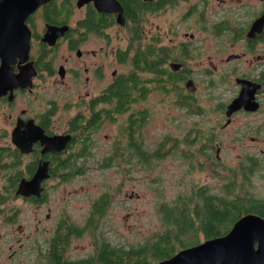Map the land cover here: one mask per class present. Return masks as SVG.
I'll return each mask as SVG.
<instances>
[{
  "label": "flooded vegetation",
  "instance_id": "obj_1",
  "mask_svg": "<svg viewBox=\"0 0 264 264\" xmlns=\"http://www.w3.org/2000/svg\"><path fill=\"white\" fill-rule=\"evenodd\" d=\"M3 31L0 264H24L32 254L33 263L40 264L53 248L70 258L72 240L85 229L95 228L90 231L96 234L95 220L111 197L109 192L94 196L86 226L89 192L79 181L88 158H106L101 166L117 170L120 164L128 177L133 169L147 168L137 163L143 158L177 155V148L170 154L164 148L188 142L177 135H163L152 150L147 142L152 91L161 92L155 106L172 98L170 108L178 100L200 112L197 82L226 84L224 102L209 113L223 114L222 129L238 114L256 115L245 126L258 127L251 140L259 152L245 146L239 168L252 172L264 165V0H48L23 23L4 21ZM243 91L255 108L241 102L228 114ZM214 127L192 126L190 140L202 163L211 158V165L212 158L219 164L224 158ZM13 132L20 141L32 142L30 151L13 141ZM44 135L69 139L62 149L47 150ZM40 160L48 163L40 193L18 192L22 180L34 177ZM200 191L207 194L208 184L190 188Z\"/></svg>",
  "mask_w": 264,
  "mask_h": 264
},
{
  "label": "rangeland",
  "instance_id": "obj_2",
  "mask_svg": "<svg viewBox=\"0 0 264 264\" xmlns=\"http://www.w3.org/2000/svg\"><path fill=\"white\" fill-rule=\"evenodd\" d=\"M197 86L196 96L202 104L200 112H195L194 108L191 109L190 106L178 103V100L177 107L172 105L170 108L169 103L172 98L160 107L155 106L153 104L157 102L161 92L152 91L149 97L151 113H149L146 124V138L152 150L163 135H177L180 139H185L187 136L192 138L194 133L192 126H215L213 130L222 147L220 155L224 157L220 159L223 163H221V170L217 177L213 175L212 170L215 168L214 164H210L211 159L204 158L205 163L211 165V168H208L197 157L196 152H194L196 158H182L179 150L175 156L152 159L151 164H145L147 168L140 166L133 169L128 177L119 171V168L117 170L116 167H102L101 165L106 163L104 161L106 158H88L87 171L79 181L85 185L90 199V201L85 200L84 224L86 226L88 224L89 210L92 207L91 200L95 195L109 192L111 202L105 214L95 220L96 234L92 236L90 231L95 228L85 229L80 237L71 241L68 250L70 258L80 260L94 253L96 242L100 241L102 233L110 241L120 245L131 246L149 238L153 239L165 229L162 215L159 212L160 201L171 199L177 201L175 195L185 196L188 192L190 193L193 185L199 189L202 183L209 186L210 191L207 194L223 193L229 165L237 166L241 161V158H238L239 152L241 153L245 146L259 152L257 144L251 140V137L258 131V127L245 126L257 116L238 114L228 128L222 129L220 125L225 122L223 114L213 112L211 115L209 112L215 110L218 103L224 102L226 97L224 90L227 85L197 82ZM227 95H232V93L228 91ZM260 144L264 148V130ZM261 159L264 160V158ZM216 160L218 159L212 158L213 162ZM221 164H217L216 168ZM244 188L248 189L249 194L264 196V165L256 170L251 182ZM203 240H205L204 237H202ZM27 252L28 247H25L23 255H28ZM33 258L34 254L30 255L24 264H34Z\"/></svg>",
  "mask_w": 264,
  "mask_h": 264
},
{
  "label": "trees",
  "instance_id": "obj_3",
  "mask_svg": "<svg viewBox=\"0 0 264 264\" xmlns=\"http://www.w3.org/2000/svg\"><path fill=\"white\" fill-rule=\"evenodd\" d=\"M191 139L189 136L185 137L184 140L188 142L184 146L179 145L178 142L177 145L174 143L170 147L164 146L165 153H173L172 150L177 148V154L180 150L183 158H189L195 152ZM166 143L167 140L164 145ZM152 159L154 158H143L137 163L151 164ZM213 164L215 168L212 170L213 175L217 177L222 164L218 168L216 165L219 162H213ZM118 168L125 173L120 168V164ZM256 170L257 168L252 172L248 169L241 171L239 165H229L223 193L188 192L185 196L175 195L177 201L174 199L160 201L159 212L165 229L153 239L149 238L131 246L120 245L110 241L102 233L100 241L96 242L94 253L88 257L72 260L65 257L62 250L53 248V254L47 253L40 264H154L171 257L181 248L201 242L202 237L206 239L223 235L238 218L248 212L264 216V196H254L244 188L245 183L251 181L250 176ZM108 207L102 206L100 209L102 215ZM58 248L61 249L60 246Z\"/></svg>",
  "mask_w": 264,
  "mask_h": 264
},
{
  "label": "water",
  "instance_id": "obj_4",
  "mask_svg": "<svg viewBox=\"0 0 264 264\" xmlns=\"http://www.w3.org/2000/svg\"><path fill=\"white\" fill-rule=\"evenodd\" d=\"M48 0H0V34L4 33V21L16 18L25 21L28 14L32 13L39 5ZM0 36V42H2ZM4 43H8L6 38ZM29 43V42H28ZM188 88L195 91L193 82H189ZM243 91L229 106L228 114L240 107L241 102L249 109H254L250 104V98ZM47 150H60L69 139L67 135L42 138ZM13 141L21 147L23 152L31 149V141L25 143L19 140L17 132H13ZM48 176L47 161L40 160L34 177L27 181L22 180L18 192L27 194L40 193V182ZM154 264H264V216L248 212L238 218L229 231L223 235L190 245L178 250L169 258L155 262Z\"/></svg>",
  "mask_w": 264,
  "mask_h": 264
},
{
  "label": "bare ground",
  "instance_id": "obj_5",
  "mask_svg": "<svg viewBox=\"0 0 264 264\" xmlns=\"http://www.w3.org/2000/svg\"><path fill=\"white\" fill-rule=\"evenodd\" d=\"M29 197V196H28Z\"/></svg>",
  "mask_w": 264,
  "mask_h": 264
}]
</instances>
